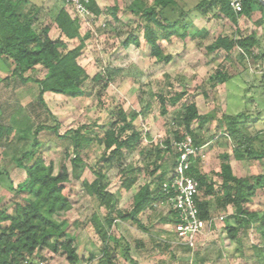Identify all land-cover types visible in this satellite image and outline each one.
<instances>
[{
  "label": "trees",
  "instance_id": "trees-1",
  "mask_svg": "<svg viewBox=\"0 0 264 264\" xmlns=\"http://www.w3.org/2000/svg\"><path fill=\"white\" fill-rule=\"evenodd\" d=\"M253 2L259 5L262 14L261 18L254 22V25L259 27L264 23V9L258 0H243L240 13L232 11L228 0H199L193 10H183L178 6L177 0H133L126 9L139 21L135 29L122 41V46L138 47L140 39L133 32H142V39L149 48L150 56L157 63L168 64L173 58L170 54H164L161 40L177 36L182 40L188 38L201 47L202 40L207 37L208 32L205 29H196L191 24L190 13H198L204 18L210 11H214L213 18H223L229 22L234 35L216 37L212 43L205 46L206 52L208 54L223 52L227 59L232 52L237 51L241 60L250 59L254 63L263 64L264 49L257 32L251 30L245 33V22L250 19L253 12ZM62 3L63 6L53 18V24L60 34L58 38L51 39L50 25L35 28L39 8L30 0H0V55L11 61V76L18 78L22 83H34L37 86V104L51 116L53 122L57 121H54L46 107L45 94L79 98L85 95L84 87L89 79L85 69L78 63L89 34L80 36L78 20L72 18L64 7L66 3L71 2L62 0ZM86 8L95 18L103 14L109 16L108 25L120 23L118 17L120 9L116 5L102 10L95 0H88ZM73 40H79V44L69 48L67 42ZM38 68L44 71L41 78L25 76L28 72H36ZM109 76L106 75V79L103 75L96 74L91 81L102 83L104 89L110 83ZM230 78L227 72L218 69L209 80L215 84H224ZM155 96L160 116L167 115L168 104L173 107L180 105L181 108L175 112L170 123L169 132L172 138H166L155 144L150 151H145L154 157L147 165L149 167H146V171L152 167L149 173L154 180L138 188L127 211L117 208L115 195L107 190V184L104 183L105 172L109 167L119 165L123 177L121 187L129 191L137 183L142 170L124 165L123 161L126 155L135 151L144 153L141 144L149 135L138 130L134 122L137 118L144 117L146 109L127 113L118 105L109 113L106 123L82 125L62 135H58V123L53 126L44 123L37 125L30 151L22 153L15 160V166L25 174L15 193L23 195L24 198L15 203L11 214L0 210V264H38L35 262V255L43 250L55 255L62 254L67 264L81 262V257L74 247V238L69 237L61 229V223L53 219V216L71 209L68 191L72 182L71 176L65 165H62L55 174L52 161H47L40 153L35 154L39 147L36 136L41 131H51L57 138L69 141L70 152L67 148L65 151L72 167L73 179H78V174L88 168L83 160L86 149L93 144L103 149L94 167L88 168L94 179L91 182L83 180L81 183L85 193L94 198L98 206L106 211L103 223L95 214L91 218L93 231L101 242V257L95 264H117L113 252L115 249L110 245L115 240L110 231L116 220L130 222L140 231L149 232V228L142 222L141 215L147 210H155L156 206L167 199L162 189L167 173L159 170L164 155L173 153L175 142L190 136L194 146L203 147L207 144L206 140L200 137L197 131L215 122L214 136L218 141H222V144L230 146L235 160H264V147L261 146L263 141L259 133L252 135L248 128L249 124H255L258 117L251 115L249 117L246 112L235 115L226 113L217 115L216 112L200 114L195 101L188 98L186 91ZM5 134H8V129L0 126V140ZM173 156L175 159V153ZM219 158V169L212 171V176L203 171L200 155L191 160L188 174L199 184L195 203L200 219L211 220L213 204L219 211H226L231 207L232 213L223 219L231 243L238 242L239 233L246 234L251 223L257 224L260 236L264 237V211L259 216L258 212L249 209V204L257 196V192L261 189L264 192V172L238 177L233 175L228 153H223ZM24 160H28L29 164H24ZM173 166L174 160L172 169ZM214 177L218 180H214ZM162 221L170 225L175 222L173 218L168 217ZM168 238L167 242H160L157 247H164V250L168 251L172 247L169 242L171 236ZM176 247L192 250L182 245ZM128 252L129 248L126 246L123 259L136 264Z\"/></svg>",
  "mask_w": 264,
  "mask_h": 264
},
{
  "label": "rangeland",
  "instance_id": "rangeland-1",
  "mask_svg": "<svg viewBox=\"0 0 264 264\" xmlns=\"http://www.w3.org/2000/svg\"><path fill=\"white\" fill-rule=\"evenodd\" d=\"M133 0H95L98 7L118 6L120 23L107 24L110 17L106 14L99 17L80 14L71 3L64 5L72 18L80 24V36L89 34L85 40V50L78 63L85 69L89 79L85 83V95L73 99L58 94L47 93L44 96L46 107L53 119L37 104L38 90L34 83H22L18 78L11 76L12 64L8 58L0 55V126L8 129V134L0 140V210L11 214L15 203L24 196L17 195L15 189L25 177L24 172L15 166V160L24 152L30 151L34 140V131L38 124L44 123L53 126L58 123V135L82 125H102L107 122L109 113L116 106H120L127 113L145 110L144 117L137 118L134 125L149 138L143 140L141 148L144 153L135 151L124 158V165H131L142 170L137 183L126 191L121 187L123 177L120 166L109 167L105 172L104 183L107 190L115 195L118 209L127 211L132 204V197L138 188L152 182L150 176L152 167H146L152 155L150 151L155 144L166 138H172L170 123L173 115L181 107L170 106L165 116L159 115V104L155 95H173L176 92L186 91L189 99L194 100L200 114L209 112L235 115L246 112L249 117H258L249 124L252 135L262 131L260 112L264 113V62L254 63L252 60H241L237 51L226 59L223 52L208 54L205 46L209 45L218 36H232L233 28L225 19L213 18L214 11L202 18L198 13H190L191 24L196 29H206L207 37L202 40L201 47L188 38L182 40L177 36L169 40H161L164 54H170L172 60L168 64L157 63L150 56L149 48L142 39V32L135 31L140 43L138 47L122 46V41L135 29L138 18L131 15L126 9ZM199 0H177L183 10H193ZM39 8L38 22L35 28L41 25H50L51 39L59 36V31L53 24V18L63 6L62 0H30ZM253 18L260 12L259 5L252 3ZM261 13V12H260ZM246 24L247 21L245 22ZM257 26L249 25L245 33L255 30ZM263 35L259 39H264ZM258 32L257 30H255ZM262 41V40H261ZM69 48L79 44V40L67 42ZM224 70L231 76L224 84H215L209 79L216 70ZM44 71L38 68L36 72H28L25 76L41 78ZM110 75L107 88L102 83H94L91 78L96 75ZM104 78V79H105ZM213 85H215L213 87ZM251 119V118H250ZM258 122V123H257ZM195 126V125H194ZM215 122L209 127H203L197 133L206 140L200 157L203 169L210 175L219 167V156L228 153L230 162L234 165L237 174L243 172L247 160H235L230 146L214 136ZM98 130V128H97ZM36 140L39 143L35 154H42L47 161H52L54 173H58L65 165L70 173L69 199L71 209L68 212L53 216L61 229L69 237L74 238V247L81 257L79 264H95L101 257V242L93 231L91 218L95 214L103 223L106 217L104 208L99 207L97 201L89 197L81 183L83 180L91 182L94 177L90 167H94L102 153V148L96 144L86 149L83 160L88 168L79 173L78 179H73L72 167L66 157L67 148L70 152L69 141L57 138L51 131H41ZM174 149V148H173ZM173 153L166 154L159 170L165 171L167 176L172 170ZM29 164L28 160L23 161ZM259 165L257 164V168ZM219 169V168H218ZM217 169V170H218ZM158 172V173H159ZM157 175V174H156ZM212 176V175H211ZM218 179L214 177V180ZM169 207L156 206L155 210H147L141 215L142 222L149 228L145 233L137 229L130 222L116 220L110 234L115 239L110 245L115 250L117 264H131L124 260L125 247L129 248V257L136 264H264V254L256 248V237L239 233L238 242L229 243L224 229V220H218L205 230V235L199 240L195 249L190 251L172 245L168 251L164 247H157L160 242L168 240L172 235L169 223L163 218H171ZM224 216V214H218ZM225 219V218H224ZM35 262L38 264H67L62 254H53L48 250L37 252Z\"/></svg>",
  "mask_w": 264,
  "mask_h": 264
},
{
  "label": "built area",
  "instance_id": "built-area-1",
  "mask_svg": "<svg viewBox=\"0 0 264 264\" xmlns=\"http://www.w3.org/2000/svg\"><path fill=\"white\" fill-rule=\"evenodd\" d=\"M69 1L81 15L90 14L86 8L88 0ZM228 5L234 13H240L243 8V0H228ZM202 148L194 146L190 136L174 143V166L162 185L167 199L158 205V207L167 205L171 212V218L175 221L171 224L172 235L170 234L171 240L169 241L171 245H182L195 249L199 240L205 235V230L213 222L200 219L195 203L199 184L194 177L188 174L191 160L200 155ZM220 219L222 220V218ZM262 248L264 254V247Z\"/></svg>",
  "mask_w": 264,
  "mask_h": 264
},
{
  "label": "crops",
  "instance_id": "crops-1",
  "mask_svg": "<svg viewBox=\"0 0 264 264\" xmlns=\"http://www.w3.org/2000/svg\"><path fill=\"white\" fill-rule=\"evenodd\" d=\"M261 16H262V14L260 12H257L255 16L253 15V18L250 17V19H247L246 21H247V23H250L249 25L255 26L254 22L257 21L258 19H260ZM249 25L245 24V28L246 29L249 28ZM263 26H264V23L261 26L257 27V28L254 27V29L258 31L257 32L258 36L263 35V33H262V31H263L262 27ZM261 40H260V43H261L262 48L264 49V39L261 38ZM259 116L261 117V120H262L261 123L259 122V124L262 125L261 126L262 127L261 128L262 131L259 132L258 135L261 138V140L263 141L261 143V146L264 147V113L260 112ZM247 161H248L247 165H245L243 167V172L240 175L236 173V171H235V169L233 167L234 165L230 162L233 175L238 176V177H245V176H251V175H254V174H262L264 172V160H262V161H249V160H247ZM257 164L259 165L258 168H257ZM217 169H215L214 171H218ZM203 171L205 173H207L204 169H203ZM208 175L210 176V173ZM215 180L217 181L218 179H215ZM207 199H209L210 201L213 200L211 198H207ZM211 208H212V210H211V212H212L211 220L213 221L212 224H214L218 220H221L220 218H222V220H223L226 216H228V215H230L232 213V208L231 207H228L226 211H219L218 209L215 208V205L213 204ZM249 209L251 211L258 212L259 216L262 215V212L264 211V192H263L262 189L257 192V196L255 198H253L252 202L249 204ZM218 214L219 215L220 214H224V216H218ZM224 227H225V224H224ZM256 227H257V224H254V223L249 224L247 232H249L250 236H253V237L257 238V241L254 244H256V246H257L256 248L258 249V251H262L263 252V248L262 247H264V237L260 236V231ZM247 232H246V234H247ZM246 234H243V235H246ZM229 243L232 244L233 242L231 243L229 241Z\"/></svg>",
  "mask_w": 264,
  "mask_h": 264
},
{
  "label": "water",
  "instance_id": "water-1",
  "mask_svg": "<svg viewBox=\"0 0 264 264\" xmlns=\"http://www.w3.org/2000/svg\"><path fill=\"white\" fill-rule=\"evenodd\" d=\"M258 2L260 3V5L262 6V8L264 9V0H258Z\"/></svg>",
  "mask_w": 264,
  "mask_h": 264
}]
</instances>
